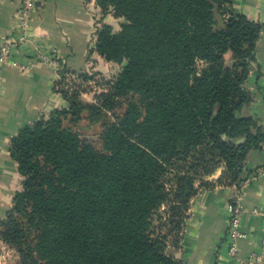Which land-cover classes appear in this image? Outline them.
Segmentation results:
<instances>
[{"label": "trees", "instance_id": "trees-1", "mask_svg": "<svg viewBox=\"0 0 264 264\" xmlns=\"http://www.w3.org/2000/svg\"><path fill=\"white\" fill-rule=\"evenodd\" d=\"M94 2L124 19L119 31L98 25L94 46L121 68L93 101L66 88L62 68L68 106L11 137L23 179L0 242L19 264H182L166 249L180 244L191 200L240 185L247 155L263 147L264 129L241 113L262 25L230 0ZM83 122L99 126L95 142Z\"/></svg>", "mask_w": 264, "mask_h": 264}, {"label": "crops", "instance_id": "crops-1", "mask_svg": "<svg viewBox=\"0 0 264 264\" xmlns=\"http://www.w3.org/2000/svg\"><path fill=\"white\" fill-rule=\"evenodd\" d=\"M231 8L262 25L255 44V59L246 80L252 100L241 113L256 118L264 129V0H230ZM21 0H0V38L17 34L16 13ZM123 18L111 13L102 16L94 0H36L30 14L29 41L16 58L23 61L39 47L55 48L58 64L37 63L21 71L4 65L0 71V220L11 207L14 194L21 190L22 176L10 154V141L23 126L47 117L55 108L67 107L68 102L58 90L60 70L65 75L88 71L111 76L116 63L104 60L95 50V31L101 23L120 29ZM92 101V100H91ZM257 171L260 175L253 178ZM249 177L240 185H219L201 190L190 203L181 242L168 246L166 252L182 264H238L228 254V207L241 195L238 256L245 257L259 250L263 235L262 218L251 213L253 208L264 210V144L249 152L243 174ZM218 169L208 177L215 182Z\"/></svg>", "mask_w": 264, "mask_h": 264}, {"label": "built area", "instance_id": "built-area-1", "mask_svg": "<svg viewBox=\"0 0 264 264\" xmlns=\"http://www.w3.org/2000/svg\"><path fill=\"white\" fill-rule=\"evenodd\" d=\"M36 0H21V5L16 13L17 34L5 38H0V71L4 65L16 68L21 71L28 70L32 65L37 63H56L58 67L57 50L53 47L37 48L31 56H26L23 61L16 58V53L22 51V47L29 41L28 26L32 10L35 7ZM72 76V75H71ZM68 82L66 88L69 87V75H65ZM61 79V76L59 80ZM260 175L257 171L253 178ZM229 224L226 232L228 241V254L230 257L236 258L238 264H264V210L253 208L251 213L259 215L262 218L263 235L259 241V250L251 252L245 257L238 256L237 241L243 238L245 234L240 230V216L242 213L241 195L238 194L234 202L228 207Z\"/></svg>", "mask_w": 264, "mask_h": 264}, {"label": "rangeland", "instance_id": "rangeland-1", "mask_svg": "<svg viewBox=\"0 0 264 264\" xmlns=\"http://www.w3.org/2000/svg\"><path fill=\"white\" fill-rule=\"evenodd\" d=\"M201 66H202V63L198 62L197 68H201ZM116 67H117L116 71L113 74H111V76H105L103 73L93 72V71L86 72L85 73L87 75L86 78L78 77V79H76L75 75H72V76L69 75L70 85L78 89L79 95L83 99L87 101H91V100L93 101L95 95H98L99 93L105 90L107 83L120 70L121 65L117 64ZM82 125L83 127L80 129L81 133L87 138L95 142L97 139V133L99 131V126L96 125V126L87 128L85 127L84 122L82 123ZM0 264H19V259H18L16 252L12 248L4 245L1 242H0Z\"/></svg>", "mask_w": 264, "mask_h": 264}, {"label": "water", "instance_id": "water-1", "mask_svg": "<svg viewBox=\"0 0 264 264\" xmlns=\"http://www.w3.org/2000/svg\"><path fill=\"white\" fill-rule=\"evenodd\" d=\"M213 14H214V20L217 22V26H215V29L223 27V21L220 14L217 12L216 6L213 9Z\"/></svg>", "mask_w": 264, "mask_h": 264}]
</instances>
